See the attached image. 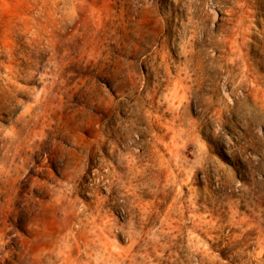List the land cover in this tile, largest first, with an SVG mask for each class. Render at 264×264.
<instances>
[{"label":"rangeland","instance_id":"rangeland-1","mask_svg":"<svg viewBox=\"0 0 264 264\" xmlns=\"http://www.w3.org/2000/svg\"><path fill=\"white\" fill-rule=\"evenodd\" d=\"M0 264H264V0H0Z\"/></svg>","mask_w":264,"mask_h":264}]
</instances>
